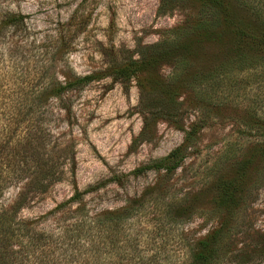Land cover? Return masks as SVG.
Masks as SVG:
<instances>
[{"label": "trees", "instance_id": "1", "mask_svg": "<svg viewBox=\"0 0 264 264\" xmlns=\"http://www.w3.org/2000/svg\"><path fill=\"white\" fill-rule=\"evenodd\" d=\"M164 2L191 4L195 10L188 22L172 30V36L139 45L137 56L114 62L105 74L60 80L55 77V59L41 68L47 80L32 84L0 80V264H251L264 256V233L250 250L233 242L239 232L237 216L249 190L264 174V143L250 148L246 157L232 160L229 172L211 182L208 209L196 205L197 195L171 190L176 169L195 144L202 117L184 128L183 141L166 155L134 169L135 174L152 170L156 178L142 193L128 196L122 206L92 212L83 200L89 188H76L41 215H21L32 197L45 193L65 173L62 162L47 151L51 99L70 109L64 102L70 90L106 75L122 82L135 79L139 107L145 113L135 140H144L159 118L177 121L183 95L210 111L212 104L219 103L208 98L206 84L264 63V0ZM23 21V14L3 13L0 37ZM56 48L60 55L63 46ZM165 63L173 66L167 76L159 72ZM11 187L20 191L6 204L3 199ZM195 214H208L218 224L204 236L189 238L181 228ZM52 217L59 221L57 225L43 224Z\"/></svg>", "mask_w": 264, "mask_h": 264}, {"label": "rangeland", "instance_id": "2", "mask_svg": "<svg viewBox=\"0 0 264 264\" xmlns=\"http://www.w3.org/2000/svg\"><path fill=\"white\" fill-rule=\"evenodd\" d=\"M193 6L164 0H0V16L7 12L24 15L23 24L0 37V80L29 84L47 80L41 68L55 59V77L60 80L105 74L114 62L137 56L139 45L172 36L173 29L189 21ZM57 46H63L60 55ZM172 68L165 63L159 72L167 76ZM210 83L206 84L207 96L219 104H212L208 111L183 95L177 121L159 118L144 140H135L145 115L139 107L135 79L122 82L106 75L70 90L64 94L70 109L51 99L47 151L62 162L65 173L45 193L32 197L21 215H41L69 198L76 188H89L83 200L92 212L122 206L128 196L142 193L156 178L152 170L135 174L134 169L179 145L184 128L201 117L195 144L176 169L171 190L197 195L196 205L208 209L211 182L229 172L232 160L246 157L250 148L264 143V63ZM19 191L20 187H11L3 201L11 204ZM236 220L240 225L233 242L237 248L250 250L264 233V174L249 190ZM58 223L52 217L43 224ZM217 224L218 219L208 214H195L181 230L196 238ZM251 264H264V256Z\"/></svg>", "mask_w": 264, "mask_h": 264}]
</instances>
